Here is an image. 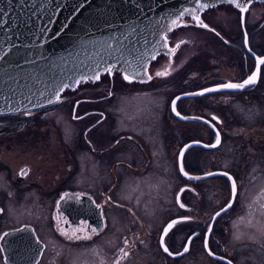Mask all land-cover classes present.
<instances>
[{
    "label": "flooded vegetation",
    "instance_id": "flooded-vegetation-1",
    "mask_svg": "<svg viewBox=\"0 0 264 264\" xmlns=\"http://www.w3.org/2000/svg\"><path fill=\"white\" fill-rule=\"evenodd\" d=\"M257 4L250 10L252 24L245 13L244 28L240 12L231 5L199 14L207 25L217 23L207 29L185 13L180 26L166 34L170 53L150 63L151 79L130 83L119 72H105L74 91L65 90L54 104L0 115V264H9L4 260V233L21 226L31 227L36 242L28 234L14 241L15 264H228L204 250L207 232L212 253L232 264H264V200H258L264 190V65L254 85L176 102L179 114L206 122L178 119L169 102L167 107L161 102L155 108L136 107L149 99V87L174 71V96L247 79L257 70L256 58L264 57V4ZM230 11L239 27L220 25L219 19ZM203 31L206 51L189 64L198 67L187 76L181 73L184 64L172 70L185 33ZM158 65L156 72L169 69L170 75L155 77L151 70ZM200 77L202 85L195 86ZM185 85L190 90L183 92L180 87ZM61 116L67 119L64 124ZM217 132L218 146L191 145L182 159L190 175L227 172L236 182L231 206L211 225L213 214L230 202L231 182L222 174L188 180L179 172L177 155L187 143L215 144ZM22 137L35 143L31 148L36 151L12 164ZM21 192H33L43 202L37 224L32 217L17 219ZM66 193L75 196L58 206ZM172 221L180 222L165 235ZM85 225L76 235L90 238L72 236ZM254 229L256 234L248 235ZM185 246L188 251L175 255Z\"/></svg>",
    "mask_w": 264,
    "mask_h": 264
},
{
    "label": "water",
    "instance_id": "water-1",
    "mask_svg": "<svg viewBox=\"0 0 264 264\" xmlns=\"http://www.w3.org/2000/svg\"><path fill=\"white\" fill-rule=\"evenodd\" d=\"M240 2L247 8L254 2L264 4V0ZM199 3L209 4L206 9L227 4L240 12L229 0H0V115L29 112L54 104L65 90L74 91L79 83L96 80L105 72H119L130 83L148 80L150 63L161 53H170L165 37L174 28L172 21L185 9H196L197 15L202 14L206 9L200 11ZM245 13L239 14L243 28ZM204 89L174 96L169 102L171 112L181 120L204 121L195 116L176 115L177 101L202 96L190 94ZM191 145L212 148L197 141L185 144L177 155L182 177L202 180L225 173L185 175V170L181 171V153ZM24 172L22 169L20 174ZM227 177L232 185L233 178L229 174ZM73 196L62 194L56 204L61 206ZM233 199L232 193L224 210H218L211 217V225L218 212L222 214L229 209ZM25 234L35 241L29 226L4 233L7 263L15 264L13 243ZM206 238L204 250L209 256L229 264L230 260L208 250ZM185 248L175 255L185 253Z\"/></svg>",
    "mask_w": 264,
    "mask_h": 264
},
{
    "label": "rangeland",
    "instance_id": "rangeland-1",
    "mask_svg": "<svg viewBox=\"0 0 264 264\" xmlns=\"http://www.w3.org/2000/svg\"><path fill=\"white\" fill-rule=\"evenodd\" d=\"M258 4L256 2H254L249 10L247 11L248 13H246L247 15V23H250L249 21H251V13H253L254 11H251V9H255V6H257ZM220 7V6H219ZM223 8V7H220ZM218 7L215 9L217 10ZM220 25L222 26H227V27H239L236 15L234 11H230V16H227L226 18H221L219 19ZM217 23L214 22L213 25L210 24L209 26L211 27H216ZM249 27V26H247ZM206 35H205V31L202 32H190V33H185V35L183 36L184 39V43L182 44L181 48H180V54H179V60L178 63H176L175 65H173L172 70L176 69L178 67V64H184V67L182 68V72L184 74V76L191 72L192 70H195L198 67V63L194 64V66H190V59H192V57L198 53L201 52H205L206 48H205V42H206ZM152 73H155L156 75V71L158 66H152ZM171 70V71H172ZM170 71V72H171ZM157 77V75L155 76ZM181 77V76H180ZM203 77H200L199 79L194 80L197 84L195 86H200L202 85L201 80ZM173 79H175V71L173 76L168 77V79L166 81H163V83L161 84H157L154 87H149L148 90L152 91L149 94V99L147 98V102H143L141 104H136L137 106H144V107H148V108H155V106H158V103L161 102V105L163 107H167L168 106V102H170V100L172 99V97L175 95V90L174 88L171 86ZM189 86L185 85V86H181L180 90L184 91H189L190 89H188ZM160 95V96H158ZM134 106V104H133ZM67 119L64 116H61V122L64 124ZM5 120H3L4 122ZM30 137V136H29ZM38 141H42V139H39ZM19 144L15 149V153L16 154V159H13V163L15 164L17 162H21L23 160H27L28 158H31L33 152L32 151H36L35 148H31L33 146H35V143L32 144V142H27V138L26 137H22L20 138V141H18ZM32 144V145H31ZM28 157V158H27ZM6 187L4 186V189ZM33 192H25V193H20L19 196V207L17 208L18 210L15 211L16 214L18 216L17 219L20 221H24L26 219L29 220V218L32 217V219H34L35 223L36 221H38L39 219H41V213L42 212V206L41 204H43L42 201L38 200V198L33 195ZM18 200V199H17ZM44 202H46L45 200H43ZM41 206V207H40ZM40 207V209H39ZM37 224V223H36ZM36 232L37 234L42 233V228L41 227H36ZM243 231V230H242ZM255 231V229L252 231L250 230V232L248 233V235H253V232ZM256 234V232H254V235ZM262 234L264 235V231H262ZM260 256L257 255V262L261 261V258H259ZM214 264V263H213Z\"/></svg>",
    "mask_w": 264,
    "mask_h": 264
},
{
    "label": "snow or ice",
    "instance_id": "snow-or-ice-1",
    "mask_svg": "<svg viewBox=\"0 0 264 264\" xmlns=\"http://www.w3.org/2000/svg\"><path fill=\"white\" fill-rule=\"evenodd\" d=\"M248 3L251 2V0H247ZM229 3L231 4H234L239 10L241 13H245L248 11V8L246 6L245 3H241L240 0H229ZM210 7L209 4L207 3H199V10L200 11H203L204 9ZM186 12H190L191 15H192V19L193 21H195V23L202 27V28H209V25H207L206 23L203 22V20H201L200 16L197 15V10L196 9H185L183 10L175 20L172 21V25L175 26V27H179L180 26V20L181 18L184 16V14ZM211 31H215V29H211ZM218 34V33H217ZM165 39H167V37H165ZM181 44L184 43L183 41L180 42ZM179 44L175 47V48H172L171 49V52L174 53L177 48H179ZM256 61H257V70L255 72H253L250 76H248L247 79H245L242 83H232V82H228V83H224V84H220L218 87L216 88H205L202 92H199V93H192L190 95H204L205 93H208V92H216V91H219L221 89H244L246 86H250V85H254L257 83V79H258V76H259V66L260 65H264V57H257L256 58ZM157 76H168L170 75V70L169 69H166L164 71H161V72H157L156 73ZM97 79H99V76L96 77ZM125 79H130L128 76H125L124 77ZM148 79H151V77H148ZM57 99H59V96H57ZM177 99H179V97H177ZM173 111L175 112L176 109H175V101H173ZM177 116H179V112L176 113ZM213 120H216L217 118L216 117H213L212 118ZM210 123V122H209ZM214 127V125H213ZM220 134L219 132L216 133V143L213 144V145H210L209 147H216L220 144ZM181 156H183V153H181ZM181 171H183V167L181 166ZM185 175H187V173H185ZM208 175H213L212 173H209ZM223 175L227 176L228 173L225 172L223 173ZM230 179H232L230 177ZM236 192H237V185H236V182L235 180H232V193H233V197H235L236 195ZM62 199H64V197H62ZM258 200H264V190H262L261 194H260V197L258 198ZM181 207H184L183 204L180 205ZM231 205H229L230 207ZM260 207L262 209H264V203H261L260 204ZM224 209H221V211H223ZM220 213L218 212L217 213V216H219ZM187 219V218H185ZM180 221H172V223H170L168 225L167 228H165L164 230V234L167 235L168 231L177 223H179ZM87 229V225H85L84 228H80V229H76L73 231L72 233V236L75 237L76 239H81V238H90V237H87V236H84V237H81V236H77L76 235V232H83ZM91 231L95 232L96 230L95 229H92ZM65 235H67V233H64ZM5 235H8L7 233ZM71 238V237H70ZM162 244H163V240L161 241ZM207 246V245H206ZM164 251L165 252H168V248L165 246L164 247ZM185 251H188L187 247L185 248ZM121 252L123 253V256L124 257H127L128 256V253L125 252L123 249H121ZM171 254V253H170ZM210 254H212L210 252ZM117 264H119V261H117ZM229 264H231V262H229Z\"/></svg>",
    "mask_w": 264,
    "mask_h": 264
},
{
    "label": "trees",
    "instance_id": "trees-1",
    "mask_svg": "<svg viewBox=\"0 0 264 264\" xmlns=\"http://www.w3.org/2000/svg\"><path fill=\"white\" fill-rule=\"evenodd\" d=\"M70 91V90H69Z\"/></svg>",
    "mask_w": 264,
    "mask_h": 264
}]
</instances>
